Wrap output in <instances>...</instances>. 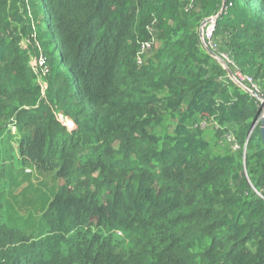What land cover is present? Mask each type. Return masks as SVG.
Returning <instances> with one entry per match:
<instances>
[{
  "label": "trees",
  "instance_id": "obj_1",
  "mask_svg": "<svg viewBox=\"0 0 264 264\" xmlns=\"http://www.w3.org/2000/svg\"><path fill=\"white\" fill-rule=\"evenodd\" d=\"M220 11L211 50L264 99V0H0V264H264Z\"/></svg>",
  "mask_w": 264,
  "mask_h": 264
},
{
  "label": "water",
  "instance_id": "obj_2",
  "mask_svg": "<svg viewBox=\"0 0 264 264\" xmlns=\"http://www.w3.org/2000/svg\"><path fill=\"white\" fill-rule=\"evenodd\" d=\"M221 13H222V11H220L215 16L210 17L209 19H206L205 21H203V23L201 24L200 29H199L200 38L202 36V32H203L204 26H206L207 24L215 25L217 20L221 16ZM201 41H202V38H201ZM204 47H205V50L207 51V53H209V55L211 57L216 59L220 63V65H222V67L226 70L229 78H231L239 87H241L242 89L247 91L250 95H252L256 100H259L260 102H262V104H261V114H260V116H259V118L256 121L254 126H257L259 124V129H258L259 137H260L261 142H262V144L264 146V105H263L264 104V99L262 97H260L256 92L250 91L244 85L239 84L237 82V80H235V77L232 74V72L228 69L226 63L220 57H218L213 51H211L208 47H206V46H204Z\"/></svg>",
  "mask_w": 264,
  "mask_h": 264
},
{
  "label": "built area",
  "instance_id": "obj_3",
  "mask_svg": "<svg viewBox=\"0 0 264 264\" xmlns=\"http://www.w3.org/2000/svg\"><path fill=\"white\" fill-rule=\"evenodd\" d=\"M213 30H214V25H212V24H207V25H206V34H207V39H208V46H207L204 42H202L203 47L206 46V47H208V48H210V49L213 48V47H212V42H211V35H212V33H213ZM204 48H205V47H204ZM224 59H225V58H224ZM225 60H226V59H225ZM234 77H235V80H237V82H238L239 84H241V85H243V84H242V81L249 82V83L252 85L251 80H250L249 78L242 77V76L239 75V74L234 75ZM249 90L255 92L254 86L252 85V90H251V89H249Z\"/></svg>",
  "mask_w": 264,
  "mask_h": 264
},
{
  "label": "rangeland",
  "instance_id": "obj_4",
  "mask_svg": "<svg viewBox=\"0 0 264 264\" xmlns=\"http://www.w3.org/2000/svg\"><path fill=\"white\" fill-rule=\"evenodd\" d=\"M201 38H202V42H204L208 46V39H207V34H206V26H204V28H203V32H202ZM211 51H213V50H211ZM219 57L225 62L224 57H221V56H219ZM261 104H262V102H261ZM66 124H67L68 128H71L72 125H70V123H66Z\"/></svg>",
  "mask_w": 264,
  "mask_h": 264
}]
</instances>
